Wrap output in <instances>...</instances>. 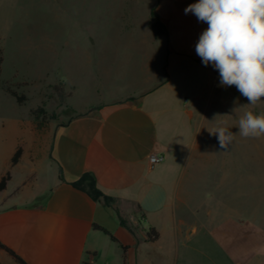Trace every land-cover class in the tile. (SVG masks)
Listing matches in <instances>:
<instances>
[{
  "label": "crops",
  "instance_id": "0c3cea01",
  "mask_svg": "<svg viewBox=\"0 0 264 264\" xmlns=\"http://www.w3.org/2000/svg\"><path fill=\"white\" fill-rule=\"evenodd\" d=\"M197 2L157 0L164 35L142 73L149 88L118 90L115 101L59 126L43 152L49 163L41 181L35 159L28 161L11 193V172L0 191V242L28 264H264V250H251L250 240L234 233L220 240L209 226L216 201L204 198L197 174L210 170L192 165L199 135L192 112L219 79L196 53L208 25L185 9ZM152 154L163 161L152 165ZM25 158L23 151L15 167ZM87 173L113 206L72 186ZM149 228L158 232L154 242ZM0 264L17 263L0 250Z\"/></svg>",
  "mask_w": 264,
  "mask_h": 264
},
{
  "label": "rangeland",
  "instance_id": "374dc122",
  "mask_svg": "<svg viewBox=\"0 0 264 264\" xmlns=\"http://www.w3.org/2000/svg\"><path fill=\"white\" fill-rule=\"evenodd\" d=\"M156 2L0 0V50L5 59L0 76V180L12 172L11 193L30 167L28 161L35 159L37 181L46 177L49 162L43 152L59 126L115 101L118 90L152 85L143 81L142 73L158 47L159 37L152 28ZM7 88L24 96V103L20 105ZM247 103L235 86H220L219 74L216 89L192 112L199 134L192 165L210 170L208 175L197 174L206 187L204 198L216 201L215 221L209 226L220 240L240 234L260 254L264 137L237 134L232 144L221 148L208 131L226 121L237 133L244 111L264 112V100L233 111ZM19 147L28 158L18 169L11 159Z\"/></svg>",
  "mask_w": 264,
  "mask_h": 264
},
{
  "label": "clouds",
  "instance_id": "9594fccd",
  "mask_svg": "<svg viewBox=\"0 0 264 264\" xmlns=\"http://www.w3.org/2000/svg\"><path fill=\"white\" fill-rule=\"evenodd\" d=\"M208 25L196 44V53L205 66L212 64L220 74V86H235L247 104L264 100V0H198L185 9ZM238 132L226 121L208 129L221 148L243 138L264 137V112L244 111L238 119Z\"/></svg>",
  "mask_w": 264,
  "mask_h": 264
},
{
  "label": "trees",
  "instance_id": "16d2710c",
  "mask_svg": "<svg viewBox=\"0 0 264 264\" xmlns=\"http://www.w3.org/2000/svg\"><path fill=\"white\" fill-rule=\"evenodd\" d=\"M152 28L154 29L157 37L164 35V27L160 23L158 15L156 14L155 11L153 14ZM4 60L5 59H4L3 51L0 50V76H1L2 71H3V61ZM0 87H1V84H0ZM6 92L9 93L14 98H16L17 102L20 105H22L24 103L25 97L20 96L16 91L7 88ZM136 100L137 99L132 98V97L127 99V101L129 103H131L132 105H134V102ZM23 151L24 150L22 147H19L15 151V153L11 159L13 166H15L17 163H19ZM62 174H63L62 169H60V179L63 181L64 179H63ZM10 179H11V172H7L4 176H2V178L0 180V191H4L7 188V184L10 181ZM72 186L86 192L90 197H92V199L94 201L102 202L108 207L113 206V203H114L113 198L106 196V194H104L97 187L96 180L92 174L87 173V174L82 175L77 181L72 183ZM42 198L43 197L38 198L39 201H41ZM121 221H122L121 223L125 225L126 221L122 217H121ZM93 227H94V229L103 231L105 233V235L109 236L113 241H115V242L118 241L117 238L115 236H113L109 231L105 230V228H103L99 225H96V224ZM147 236H148V239L150 240V242H154L159 238L158 232L155 230V228H149L147 231ZM0 250L5 251L9 256H11L14 259V261L17 264H28V262H26L21 256H19L12 248L8 247L7 245H5L1 242H0Z\"/></svg>",
  "mask_w": 264,
  "mask_h": 264
},
{
  "label": "built area",
  "instance_id": "2783aa9c",
  "mask_svg": "<svg viewBox=\"0 0 264 264\" xmlns=\"http://www.w3.org/2000/svg\"><path fill=\"white\" fill-rule=\"evenodd\" d=\"M164 157L161 156V155H150L149 156V161L152 165H156V164H159L163 161Z\"/></svg>",
  "mask_w": 264,
  "mask_h": 264
}]
</instances>
